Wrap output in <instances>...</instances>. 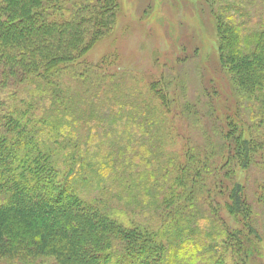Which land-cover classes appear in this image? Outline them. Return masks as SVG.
<instances>
[{
    "label": "rangeland",
    "instance_id": "obj_1",
    "mask_svg": "<svg viewBox=\"0 0 264 264\" xmlns=\"http://www.w3.org/2000/svg\"><path fill=\"white\" fill-rule=\"evenodd\" d=\"M116 2L112 31L76 55L62 74L81 104L75 109L81 114L74 148V156L81 157L78 167L88 157H103L108 173L107 181L103 177L92 188L83 189L89 181L79 185V195L92 200L99 190L106 196L112 190L107 205L113 225L134 223L143 231L160 232L165 222L195 214L193 221L210 229L214 239L226 229L254 233L256 253L243 247L238 259L219 262L212 257V264H264V109L250 89L236 83L223 59L229 40L246 53L255 34L264 30V0ZM80 3L89 1L59 0L47 7L48 15L71 19ZM84 70L90 74L82 83L78 74ZM232 130L257 145L251 164L236 177L249 209L247 229L229 209L235 203L228 179L221 195L224 164L213 158L228 152L224 137ZM162 174L164 179L152 180ZM190 175L193 181L186 177ZM167 197L181 202L169 209ZM169 237L171 244L163 242L175 254L171 263L188 264L195 252L185 251L174 234ZM107 246L108 251H123L117 237ZM208 250L217 253L212 246ZM228 252L232 255L234 249ZM198 260L192 264L210 262Z\"/></svg>",
    "mask_w": 264,
    "mask_h": 264
},
{
    "label": "trees",
    "instance_id": "obj_2",
    "mask_svg": "<svg viewBox=\"0 0 264 264\" xmlns=\"http://www.w3.org/2000/svg\"><path fill=\"white\" fill-rule=\"evenodd\" d=\"M58 1L0 0V262L172 264L175 254H169L163 242L165 238L171 244L172 234L181 240L185 251L195 252L188 264L200 258L209 264L212 257L219 262L238 259L243 247L256 253L254 233L226 229L214 239L210 229L193 221L195 214L165 222L160 232L143 231L134 223L113 225L107 205L112 190L107 196L99 190L92 200L79 195V185L90 182L83 189L92 188L103 177L107 181L108 173L103 157L95 161L88 157V163L81 162L78 167L80 155L74 156V148L81 114L75 109L81 104L69 92L62 74L76 55H84L112 31L118 5L116 0H88V4L76 5L71 19L58 20L48 15L47 8ZM225 52L223 59L236 83L250 89L264 109V30L255 34L248 52L236 50L231 40ZM88 74V70L78 74L82 83ZM224 140L229 142L228 152L213 157L221 160L219 165L224 164L219 176L221 195L226 193L228 179L232 185L229 195L235 203L229 209L247 229L249 209L236 177L239 169L251 164L257 145L237 137L235 130ZM186 177L194 180L191 175ZM161 179L163 174L155 179L152 176V180ZM176 202L165 199L169 209ZM112 237L119 239L122 252L107 250ZM210 246L217 253L210 252ZM201 249L206 250L198 254Z\"/></svg>",
    "mask_w": 264,
    "mask_h": 264
}]
</instances>
